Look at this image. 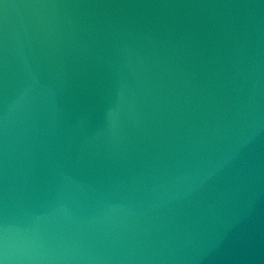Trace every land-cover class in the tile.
<instances>
[{"label": "water", "instance_id": "95a60500", "mask_svg": "<svg viewBox=\"0 0 264 264\" xmlns=\"http://www.w3.org/2000/svg\"><path fill=\"white\" fill-rule=\"evenodd\" d=\"M264 222V0H0V264H164Z\"/></svg>", "mask_w": 264, "mask_h": 264}]
</instances>
